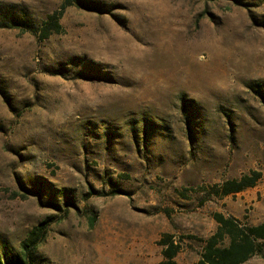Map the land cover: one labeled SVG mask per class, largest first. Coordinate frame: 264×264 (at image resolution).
Listing matches in <instances>:
<instances>
[{"label": "rangeland", "instance_id": "obj_1", "mask_svg": "<svg viewBox=\"0 0 264 264\" xmlns=\"http://www.w3.org/2000/svg\"><path fill=\"white\" fill-rule=\"evenodd\" d=\"M88 1L46 40L0 29V253L48 221L37 264H159L164 234L196 264L214 213L264 222V0Z\"/></svg>", "mask_w": 264, "mask_h": 264}, {"label": "trees", "instance_id": "obj_2", "mask_svg": "<svg viewBox=\"0 0 264 264\" xmlns=\"http://www.w3.org/2000/svg\"><path fill=\"white\" fill-rule=\"evenodd\" d=\"M76 7L100 13L102 8L88 0H62L58 11L50 14L37 25L26 12L16 11L15 6L0 4V29H15L30 33L39 40H46L54 34H60V20L67 8ZM261 179L258 172H251L238 180H228L203 190L205 198L223 199L252 189ZM114 195H118L115 192ZM215 232L203 240L199 260L196 264H245L251 258L264 252V222L256 226L243 225L232 217L214 213ZM49 222L38 225L21 243L17 254L1 252L0 264H37V248L46 237ZM162 260L159 264H177L175 258L181 251V244L174 236L164 234L158 241Z\"/></svg>", "mask_w": 264, "mask_h": 264}]
</instances>
